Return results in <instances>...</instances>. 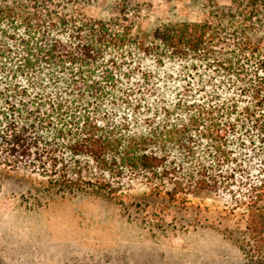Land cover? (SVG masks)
<instances>
[{"label":"trees","instance_id":"obj_1","mask_svg":"<svg viewBox=\"0 0 264 264\" xmlns=\"http://www.w3.org/2000/svg\"><path fill=\"white\" fill-rule=\"evenodd\" d=\"M208 1V19L137 35L132 0L107 18L0 0V166L114 201L141 183L136 206L213 194L246 211L241 249L264 264V0Z\"/></svg>","mask_w":264,"mask_h":264},{"label":"rangeland","instance_id":"obj_2","mask_svg":"<svg viewBox=\"0 0 264 264\" xmlns=\"http://www.w3.org/2000/svg\"><path fill=\"white\" fill-rule=\"evenodd\" d=\"M216 2L226 7L231 0ZM114 3L90 0L78 8L92 18H107ZM132 3L137 35L162 24L210 18L208 0ZM164 77V73L158 77L162 88ZM174 79L166 80L168 90L175 88ZM46 186V179L37 174L0 166V264L250 262L241 249H247L249 241L246 211L213 194L178 195L169 206L164 196H147L148 206H136L149 193L141 183H132L120 201L87 190L57 192Z\"/></svg>","mask_w":264,"mask_h":264}]
</instances>
